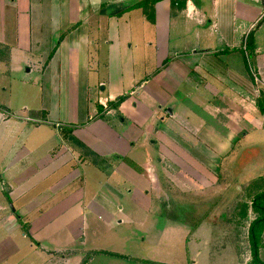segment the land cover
Wrapping results in <instances>:
<instances>
[{"label":"crops","instance_id":"crops-1","mask_svg":"<svg viewBox=\"0 0 264 264\" xmlns=\"http://www.w3.org/2000/svg\"><path fill=\"white\" fill-rule=\"evenodd\" d=\"M142 1L0 0V80H8L0 83V264H94L99 256L131 264L126 254L92 247L101 232L90 221L130 226L129 208L120 204L146 215L148 204L195 187L174 157L184 141L210 155L238 139L233 132L242 119L228 112L242 114L238 94L250 91L243 59L236 47L204 45L240 38L259 19L258 9L245 5V19L224 0H187L182 10H171L168 0L132 8ZM194 40L202 46L195 49ZM45 43L51 44L46 53ZM254 47L264 81V55ZM15 52L26 56L27 73L41 74L49 85L46 106L40 94L39 108L10 113ZM68 75L75 107L65 103L63 111ZM120 97L118 108L109 106ZM216 153L226 155L227 146ZM169 217L166 224L176 231Z\"/></svg>","mask_w":264,"mask_h":264},{"label":"rangeland","instance_id":"rangeland-1","mask_svg":"<svg viewBox=\"0 0 264 264\" xmlns=\"http://www.w3.org/2000/svg\"><path fill=\"white\" fill-rule=\"evenodd\" d=\"M224 1L229 6L232 4L239 6L238 14L245 19L250 17L244 11L246 10L245 5L257 8L259 11V19L254 21L253 26L247 27L240 38L233 40V36L228 35L226 44L211 41L210 46L204 45L205 48L212 50L216 48L218 51L225 50V45H228L229 48L236 47L239 49L238 58L243 59L245 70L242 65V71L249 83L250 91L245 89L243 93L239 92L240 96L236 95L239 99H243L242 104H238L242 109V114L238 109L235 111L229 109L228 112L237 120L242 119L237 122L239 128L237 125H229L234 130L238 128L233 132V135H237L238 139L234 143H230V140L227 141V144L221 149L216 146L215 150H211L210 155L199 153L195 147V149L191 148L193 146L188 147V141H184L186 145L183 144L180 154L174 155V157L180 165L184 166L183 169L180 168L186 172L183 174L189 176L186 182L194 184L195 187L181 188L179 190L180 198L169 197L162 205L148 204L151 209L150 212H146V215H144V209L139 206L120 204L126 209L129 208L126 211L130 216L126 215L125 217L129 218L130 226L124 225L119 228L113 226L115 227L113 229L110 225L103 224L100 217L99 221L91 220L90 222L101 232L99 236L95 237L98 240L93 243V248L115 250L126 254L132 259L131 264H155L156 262L188 264L187 253L190 255V261L194 260L195 264L251 263L248 228L257 216V213L251 209V200L255 194L264 191V117L255 109L260 97L264 98V81L257 74L255 47L252 51H245V45L247 36L252 33L255 38L254 46L256 45V48L260 49V55H264V0ZM250 14L253 15L254 12L251 11ZM244 23L246 25L247 21ZM193 44L195 49L202 46V43L195 40ZM41 46L42 52L46 53L51 44L45 43ZM226 51L228 52V50ZM41 62L43 63V61ZM24 63H26V56L21 52H15L11 77L14 78L16 84H12L9 98L13 107V109L10 108V113L13 114L14 110L25 105L31 110L39 108L40 94L44 103L42 104L46 106V103H49V85L43 79L44 77H40L41 74L27 73L28 68ZM42 63L39 69L42 68ZM99 70L101 77L103 70ZM96 79L95 72H91L89 74L90 83L93 84V81L95 83ZM68 80L67 96H65V92L61 91V109L63 111L65 103L66 106L73 105L75 107L76 94H72L74 82L70 81L69 75ZM7 81V78L3 77L0 83L5 85ZM21 81L25 84H22ZM71 84L72 86H70ZM198 96L204 99L207 97V93L202 91ZM1 97L2 101L8 100L6 93L4 98ZM0 106L3 107L4 104H0ZM45 109L49 110L50 107ZM176 110L174 109V111ZM194 111L198 110L194 109ZM185 112L187 111L185 110ZM252 117L254 118L253 125L249 123ZM63 118L65 115L64 117L60 115V119L63 120ZM226 146L228 152L226 155L216 153L217 150L223 153ZM201 183L202 185L206 183L211 187H202ZM184 191L189 192L188 195L191 193L195 195L194 198L187 197ZM153 199L155 200V198ZM143 205L147 206V204ZM123 215L125 213L121 217H124ZM172 215L176 220L172 222L178 224L176 231L173 230L171 224H166L168 223L166 216L168 218ZM59 239L65 240L64 233ZM259 244V258L264 262V231ZM110 261L112 260L107 259L106 256H99L94 264L118 263V261Z\"/></svg>","mask_w":264,"mask_h":264},{"label":"trees","instance_id":"trees-1","mask_svg":"<svg viewBox=\"0 0 264 264\" xmlns=\"http://www.w3.org/2000/svg\"><path fill=\"white\" fill-rule=\"evenodd\" d=\"M164 0H144L132 8H142L147 7L149 5H155L158 2ZM170 3L171 10H182L185 8L187 0H168ZM254 49V38L252 33H249L246 40L245 51ZM124 98H118L114 103H110L109 106H113L115 109L123 102ZM257 110L264 117V98H261L257 102ZM99 111H102V108H98ZM71 133L68 129H62L61 134L64 136H69ZM74 142L81 147V144ZM245 154V153H244ZM251 209L257 213V216L250 223L248 228V240L250 243V251H251V263L250 264H264V262L259 258V248H260V238L264 231V191H261L254 195L251 200Z\"/></svg>","mask_w":264,"mask_h":264}]
</instances>
